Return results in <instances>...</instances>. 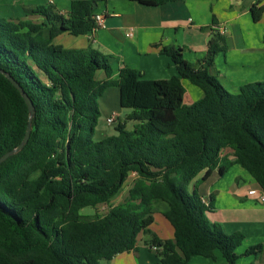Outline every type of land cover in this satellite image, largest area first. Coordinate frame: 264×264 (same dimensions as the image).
I'll list each match as a JSON object with an SVG mask.
<instances>
[{
	"label": "trees",
	"instance_id": "trees-1",
	"mask_svg": "<svg viewBox=\"0 0 264 264\" xmlns=\"http://www.w3.org/2000/svg\"><path fill=\"white\" fill-rule=\"evenodd\" d=\"M99 1L73 0L67 14L45 3L24 7L25 19L0 18V158L20 145L29 122L25 99L4 73L35 107L28 143L0 164V264H102L135 250L142 234L159 264H192L196 256L215 260L217 251L225 264H243L237 250L245 235L210 220L213 197L207 203L197 188L188 193L187 187L203 171L206 180L238 164L264 190V81L238 93L224 87L212 73L227 45L220 33L210 39L199 68L184 58L183 48L161 49L180 77L145 80L123 67L115 80L109 56L55 42L64 33H90ZM131 1L156 7L178 0ZM251 13L255 22L262 19L261 0ZM101 70L106 79L99 81ZM181 78L204 97L184 104ZM113 86L120 90V106L132 112L113 124L116 135L96 140L99 99ZM131 173L137 175L127 197L113 205ZM162 203L172 239L151 229ZM103 204L111 207L98 214ZM86 208L93 213L83 214ZM262 252L257 244L243 255Z\"/></svg>",
	"mask_w": 264,
	"mask_h": 264
},
{
	"label": "crops",
	"instance_id": "crops-1",
	"mask_svg": "<svg viewBox=\"0 0 264 264\" xmlns=\"http://www.w3.org/2000/svg\"><path fill=\"white\" fill-rule=\"evenodd\" d=\"M24 1L21 17L16 18H27L24 7L45 3H51L59 12L67 14L73 0ZM256 1L178 0L152 7L131 0H100L95 11L105 18L100 29L82 36L64 33L57 36L55 42L66 48H92L109 56L115 80L123 67L142 73L145 80H164L180 77L176 64L162 54L164 46L183 48L184 58L199 68L210 39L219 33V28H223L227 45L216 56L212 73L228 91L238 93L246 84L264 81V14L259 22L254 21L251 8ZM261 2L264 5V0ZM32 19L40 21L38 16ZM130 31L132 35L128 37L126 34ZM96 78L102 81L106 79V73L98 71ZM181 80L185 88L184 104L191 105L204 97L202 89L186 79ZM99 104L107 118L115 114L122 123L132 112L130 109L126 112L120 106V90L116 86L104 93ZM126 125L130 129L133 123ZM205 172L190 183L191 192L197 188L207 203L213 197L215 208L208 214L210 220L220 223L227 233L242 232L245 235L237 250L240 263L264 264V202L259 195H249L251 190L261 193L263 189L238 164L232 165L223 176H219L216 170L208 179L202 180ZM167 209L165 203L156 206L155 222L151 227L161 239L174 237L172 226L163 216ZM147 240L149 237L142 234L135 250L120 253L106 264H159L158 253L151 249ZM257 244L263 245L260 257L243 255L250 246ZM215 255V260L196 256L190 262L225 264L219 251Z\"/></svg>",
	"mask_w": 264,
	"mask_h": 264
},
{
	"label": "rangeland",
	"instance_id": "rangeland-1",
	"mask_svg": "<svg viewBox=\"0 0 264 264\" xmlns=\"http://www.w3.org/2000/svg\"><path fill=\"white\" fill-rule=\"evenodd\" d=\"M25 1L24 0H6V2H4L3 0H0V18L4 17H14L16 18L17 16L21 17V10H22V6L24 5ZM68 37V36H67ZM119 104V103H118ZM124 109V108H123ZM122 108H120L121 111H123ZM126 112L128 110L124 109ZM101 117L99 120V125L96 129V133H95V139L96 140H100V139H104L108 136H112V135H116L117 132L115 130V126L114 125H110L108 123V118L105 114L104 111H102L101 109ZM117 117V115H116ZM118 118V117H117ZM118 120V119H117ZM133 126L130 125V129ZM136 176L131 175L129 178V181H127V184L125 185L124 189L122 190V192L113 200V204H117V203H121L125 200V198L128 195V191H129V187L131 186L133 180L135 179ZM187 191L188 193H192L191 189H190V185L187 187ZM109 204H105V205H101L99 206V211L97 212L98 214H105L107 212V207ZM103 207V208H102ZM83 214H92L93 210L91 208H86L82 211ZM260 257V256H258ZM102 264H106V261H103Z\"/></svg>",
	"mask_w": 264,
	"mask_h": 264
},
{
	"label": "water",
	"instance_id": "water-1",
	"mask_svg": "<svg viewBox=\"0 0 264 264\" xmlns=\"http://www.w3.org/2000/svg\"><path fill=\"white\" fill-rule=\"evenodd\" d=\"M4 75H6L10 79V81L21 92L23 98L25 99V101L28 105V108H29V122H28V127H27L26 134H25L23 141L16 148L12 149L11 151L7 152L4 156H2L0 158V164L3 163L4 161H6L12 155L19 153L24 148V146L28 143V141L30 139L31 130H32V119L35 115V107L31 101V99L29 98V96L24 92V90L18 84V82L16 80H14L9 74L4 73Z\"/></svg>",
	"mask_w": 264,
	"mask_h": 264
},
{
	"label": "built area",
	"instance_id": "built-area-1",
	"mask_svg": "<svg viewBox=\"0 0 264 264\" xmlns=\"http://www.w3.org/2000/svg\"><path fill=\"white\" fill-rule=\"evenodd\" d=\"M104 15L103 14H101V13H96V15H95V20H96V26H95V28L90 32V33H94V32H96L98 29H100L103 25H104ZM218 32L221 34V35H224L225 34V30L223 29V28H219L218 29ZM128 37H130L131 35H132V32L130 31V32H128L127 34H126ZM117 117H116V115L115 114H112L109 118H108V123L110 124V125H113L114 123H116L117 122ZM131 175H134V176H136L137 174L136 173H131ZM130 175V176H131ZM249 195H252V196H254V195H259V198H260V200L261 201H263L264 202V190H262L261 191V193H258L256 190H251V191H249ZM113 204V203H112ZM103 205H105V204H103ZM114 205V204H113ZM110 207H111V204H109L108 205V207H107V211L110 209ZM103 208V207H102Z\"/></svg>",
	"mask_w": 264,
	"mask_h": 264
}]
</instances>
